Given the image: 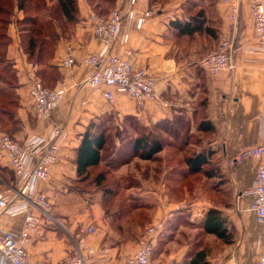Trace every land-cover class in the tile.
I'll use <instances>...</instances> for the list:
<instances>
[{"label":"crops","instance_id":"obj_1","mask_svg":"<svg viewBox=\"0 0 264 264\" xmlns=\"http://www.w3.org/2000/svg\"><path fill=\"white\" fill-rule=\"evenodd\" d=\"M186 1L140 0L131 6L130 0H116L106 14L118 10L125 17L112 53L122 55L125 51L130 52L133 67L149 68L155 79L159 100L139 107L120 91H115V101L110 103L101 91L85 84L94 69L82 65V59L100 53L105 44L95 35L94 23L90 19L94 13L101 16V11L89 0H77L79 12L75 22L69 23L64 19L54 22L59 40L50 63L57 68L59 79L50 84V88L58 89L65 83L66 89L64 100L45 118L37 116L30 96L34 82L40 79L38 66L30 63L22 47L18 21L23 19L24 13L15 10L8 30L11 43L7 48V59L14 64L18 83L15 92L19 98L17 118L20 130L14 138L22 143L32 137L47 138L57 128L64 130L60 160L50 168L48 179L37 184V191L47 194L58 205L67 206L63 208L76 211L55 212V221L47 223L33 237L28 250L34 262L66 264L75 243L83 241L95 251L87 264H124L136 252L138 240L146 227L163 222L164 231L156 240L153 254L157 264H189L201 251L205 252L209 264H260L264 225L258 223L255 214L250 211L251 199L244 191L255 185L264 157L232 164L246 149L264 144V55L257 51L259 41L254 34L255 20L249 7L251 0H240L241 12L237 24L232 21L230 4L213 0L214 6L211 7L208 0L203 4L201 2L207 25L216 31L218 38L207 34L178 37L171 23L185 19L183 5ZM149 11L154 14L146 19L141 29H137L131 22V15L139 17ZM223 37H233L244 49L234 55L230 69L218 77H211L201 68L200 61L204 55L217 49ZM70 52L76 64L71 69L62 68L60 63ZM202 96L206 97L207 104L202 108L199 120L195 121L196 103ZM164 103L174 105L167 107ZM177 115L189 117L191 131L203 136L199 151L207 149L213 152L224 179L237 192L235 199L227 203L197 199L189 210L180 211L179 205L167 197L161 198L157 207L129 196L121 204L138 208L125 212L122 206L121 212L116 214V202L119 200L111 204L110 199L104 197L100 192L104 184L96 186L97 192L91 197L68 191L83 182L76 158L86 133L99 134L106 130L107 124H113L127 127L135 138L136 126L153 128L173 121ZM203 120L210 121L213 130L199 131L197 126ZM136 159L131 164L135 165ZM131 164L124 165L123 169L129 170ZM0 169L12 171L3 152H0ZM151 172L155 173L153 169L146 168L144 173L149 175ZM139 183L147 189L157 185L165 187L153 176L145 177ZM1 186L6 189H0V192L8 190L14 205L23 202L17 197L16 178L15 182L2 179ZM211 209L219 210L227 221L224 226L232 233V243L226 244L205 231V218ZM24 218L23 214H3L0 217V233L19 234ZM88 226H94L96 232L82 233Z\"/></svg>","mask_w":264,"mask_h":264},{"label":"built area","instance_id":"obj_2","mask_svg":"<svg viewBox=\"0 0 264 264\" xmlns=\"http://www.w3.org/2000/svg\"><path fill=\"white\" fill-rule=\"evenodd\" d=\"M139 1L130 0V5L135 6ZM216 1L231 5V18L233 23L237 24L241 12V1ZM249 7L255 20L254 34L259 41L257 51L264 55V0H251ZM153 14L150 11L139 17H134L132 14L134 19L131 17V22L135 23L137 29H141L146 19ZM124 18L118 10H113L107 17L95 13L91 15L94 33L104 41L105 45L100 53L82 59V65L94 69L85 84L101 91L110 103L115 101V91H120L134 100L139 107H143L150 101L159 100L155 91V79L149 68L135 69L131 62L130 52L125 51L122 55L112 53V48L121 34ZM243 49L244 47L238 44L233 37H223L216 50L203 56L200 66L211 77H218L223 71L231 68L232 58L235 54L241 53ZM71 53L60 63L62 68L71 69L75 66L76 60ZM65 89V83L61 85V88L50 89L45 87L41 81L36 80L30 96L37 116L48 117L64 100ZM164 105L172 107L174 104L164 103ZM63 134L64 130L57 128L47 138L32 137L21 143L0 128V152L8 158L9 166L18 184L17 197L23 200L21 204L14 205L9 191L0 192V217L5 213L11 216L23 214L25 217L19 234L0 233L1 264H38L33 261L28 245L47 223H52L55 219L52 214L53 199L43 192H38L37 184L47 180L50 168L59 162L60 142ZM262 157H264V144L246 149L233 160L232 164L241 163L248 158L261 159ZM244 193L251 199L250 211L255 214L257 222L264 225V164L259 167L255 185ZM163 231V222L151 224L138 240L136 252L124 264H157L153 260V254L156 240ZM95 232L94 226H88L82 230V233L87 234ZM94 253L92 247L80 241L66 264H87ZM259 262L264 264V243Z\"/></svg>","mask_w":264,"mask_h":264},{"label":"trees","instance_id":"obj_3","mask_svg":"<svg viewBox=\"0 0 264 264\" xmlns=\"http://www.w3.org/2000/svg\"><path fill=\"white\" fill-rule=\"evenodd\" d=\"M89 1L101 11L100 14L106 17L109 15H106L109 8L116 2V0ZM48 2H51L50 7ZM200 2L202 0H187L183 5L186 13L185 19L171 23L173 31L178 37L192 38L196 34H207L218 38L216 31L207 25L206 12L204 8L200 7ZM207 2L211 7L214 6L213 0H208ZM16 9L24 13L23 19L18 21L22 47L30 63L38 66L37 74L47 88H50V86H46V83L52 84L59 79L57 68L50 63L59 40V35L54 28V22L64 19L69 23H73L77 20L79 12L77 0H0V128L11 137L20 130V120L17 118L19 98L15 92L18 85L17 73L14 64L7 59V48L11 43L8 30ZM206 104L207 99L205 96L198 99L196 110L193 114L195 121L199 120L202 108L204 109ZM197 128L199 131L204 132L213 130L211 122L208 120L201 121ZM190 130L191 121L186 115H177L173 121L160 123L153 128L136 126L137 137L128 140V143L122 145L121 150H118L117 157L112 156L111 159L104 156L105 147L109 144V137L106 131L99 134L88 132L77 149L76 163L79 176L83 180L88 181L91 178L92 170L101 165L119 166L124 162H129L132 158L153 160L169 143L167 137H162L156 131L171 136L175 141L173 145L169 143V146L184 151L186 148L181 145L180 140H186L187 132ZM12 138L15 139L14 137ZM126 155H129V157H126ZM185 161V170L170 181L173 186L184 184V181L189 177L224 178V174L218 166L217 159L213 158L211 150L205 149L195 152L187 157ZM1 171H4V169H1ZM176 173L174 172V174ZM108 175L109 172L107 170H102L90 181V184L97 186L101 184L107 185ZM104 190V197L107 200L110 199L109 202L111 204L112 201H116L117 197H119L118 189ZM121 201L116 202V207L118 206L116 214L121 212L120 207L122 206L125 212L138 208V206L131 204L125 207L121 204ZM226 223L227 221L222 218L219 210L211 209L205 218L204 228L207 233L214 234L226 244H230L233 236L232 233H229L228 228L224 226ZM189 264H209V262L205 252L201 251L194 255Z\"/></svg>","mask_w":264,"mask_h":264},{"label":"rangeland","instance_id":"obj_4","mask_svg":"<svg viewBox=\"0 0 264 264\" xmlns=\"http://www.w3.org/2000/svg\"><path fill=\"white\" fill-rule=\"evenodd\" d=\"M205 2L206 0H202V4ZM101 16L103 15L101 14ZM38 80L42 82V80L40 79ZM46 86H51V85L46 83ZM105 131L109 137V144L105 147L104 156L109 159H111L112 156L117 157L119 151L122 148V145H125V143H128V140L134 137V135H131L130 132H128V128L125 126L120 127V126H113V124L110 125L107 124ZM156 133L161 135L162 137H167L169 143L173 145V142L175 140L171 136H167L166 134L160 131H156ZM187 135L188 136L186 140L185 139L180 140L181 145H184L186 148L184 151L172 148L171 146H169L168 143V146L165 148L166 152L159 153L153 160H142L138 158L136 159L134 165L131 164V162L135 161V158H132L129 162H124L119 166H107L108 165L107 164L105 165L106 166L105 167L101 165L92 170L90 180L88 181L83 180V182L79 184H75L68 191L91 197L95 192H97V188H96L97 185L90 184V181H92V179L100 171L107 170L109 172L107 179L108 182L107 185L104 184L106 185V187L103 186V188L100 189V192H104L105 191L104 189L107 190L118 189L119 197H117L116 201L124 200L130 196L136 199V201H140L141 203H150L153 206L156 205L158 207L159 203L161 202V198L165 199L167 197V199L179 205L178 209L180 211H186L190 209L194 201L197 199L198 200L200 199L201 201L215 200L216 203L218 202L227 203L235 199V197L237 196V192L233 189V186L231 187V185L229 186L227 184L228 181L227 179L224 178L207 179L204 176H197V177H189L187 180L184 181V184L182 185L173 186L171 184L170 181L174 179V177H177V174L180 175V173H182L185 170L186 168L185 159L191 156L192 154H194L195 152H198L202 146L203 140H201V137L203 136L201 134H198L190 130L189 132H187ZM59 155H60V151H59ZM126 157H129V155H126ZM104 164L106 163L104 162ZM128 164H131L132 167L129 170H126V168L123 169V166ZM146 168H148V170L153 169L155 173L153 174V172H151L149 175L145 174L144 172L146 171ZM174 172L177 173L174 174ZM148 176H153V179L156 180V182L158 181L163 182L164 183L163 185H165V187L163 188L162 186L157 185L156 187L153 186L152 189L149 188L147 189L144 188L142 185L139 186L140 184L139 182L143 181V179ZM2 179L3 180L5 179L7 182L8 181L15 182V176L12 171H10L9 169H4V171H1L0 169L1 191L2 189L3 190L6 189L5 187L1 186ZM129 188L131 189L128 191ZM54 201H53L54 206H53L52 214H54L55 212H59V213L76 212V211H69L66 208H63L67 206H62L64 204L58 205L57 203H54ZM149 226L150 225H148L146 229ZM79 242L77 241V243H75L73 253L76 251V247Z\"/></svg>","mask_w":264,"mask_h":264}]
</instances>
